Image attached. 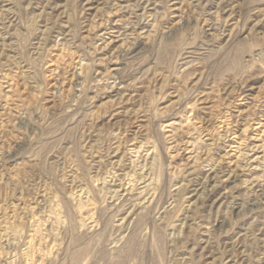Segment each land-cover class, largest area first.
<instances>
[{
    "label": "rangeland",
    "instance_id": "obj_1",
    "mask_svg": "<svg viewBox=\"0 0 264 264\" xmlns=\"http://www.w3.org/2000/svg\"><path fill=\"white\" fill-rule=\"evenodd\" d=\"M0 264H264V0H0Z\"/></svg>",
    "mask_w": 264,
    "mask_h": 264
},
{
    "label": "bare ground",
    "instance_id": "obj_2",
    "mask_svg": "<svg viewBox=\"0 0 264 264\" xmlns=\"http://www.w3.org/2000/svg\"><path fill=\"white\" fill-rule=\"evenodd\" d=\"M1 2H2V1H1ZM149 3H150V1H149ZM176 3H177V2H176ZM90 4H91V3H90ZM172 4H173V3H172ZM175 8H176V7H175ZM175 8H174V9H175ZM148 16H149V15H148ZM144 23H145V22H144ZM107 30H108V29H107ZM109 31H110V30H109ZM112 31H113V30H112ZM105 32H106V31H105ZM111 34H112V33H111ZM107 35H108V34H107ZM113 35H114V33H113ZM108 36H109V35H108ZM118 36H119V35H118ZM99 37H100V36H99ZM100 38H101V37H100ZM108 39H109V38H108ZM102 40H103V39H102ZM111 42H112V41H111ZM100 43H101V42H100ZM98 45H99V44H98ZM108 47H109V46H108ZM251 149H252V148H251ZM252 152H253V151H252ZM246 153H247V152H246ZM249 155H250V154H249ZM227 170H228V169H227ZM216 172H217V171H216ZM225 172H226V171H225ZM214 173H215V172H214ZM230 176H231V175H230ZM212 179H213V178H212ZM221 180H222V179H221ZM225 180H226V179H225ZM194 182H195V181H194ZM224 182H225V181H224ZM256 183H257V182H256ZM256 183H255V184H256ZM258 186H259V185H258ZM260 188H261V187H260ZM260 188H259V189H260ZM251 190H252V189H251ZM257 200H258V199H257Z\"/></svg>",
    "mask_w": 264,
    "mask_h": 264
}]
</instances>
